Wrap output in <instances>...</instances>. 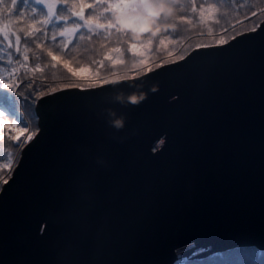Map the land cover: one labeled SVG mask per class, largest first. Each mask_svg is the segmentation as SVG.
I'll return each mask as SVG.
<instances>
[{
  "label": "water",
  "instance_id": "obj_1",
  "mask_svg": "<svg viewBox=\"0 0 264 264\" xmlns=\"http://www.w3.org/2000/svg\"><path fill=\"white\" fill-rule=\"evenodd\" d=\"M234 37L40 95L41 127L0 188V264H175L264 248V20Z\"/></svg>",
  "mask_w": 264,
  "mask_h": 264
},
{
  "label": "trees",
  "instance_id": "obj_2",
  "mask_svg": "<svg viewBox=\"0 0 264 264\" xmlns=\"http://www.w3.org/2000/svg\"><path fill=\"white\" fill-rule=\"evenodd\" d=\"M64 2L65 0H58L54 11L58 15L64 16L66 21L60 20L57 22L55 17H53L52 24L47 26L49 29V40H45L41 36L40 47H37L36 43L32 40L26 42L24 33L20 32L21 45L20 52L17 53L14 43L15 37L11 38L13 47L10 49L7 42L3 39V34L0 33V77L7 76L8 71L12 68H19V65L15 63L16 57L19 56L20 60L23 61L24 54L29 56L27 62L29 69L33 68L36 64H40L43 68V71L39 73L28 72L25 75L24 70L16 73V76L21 78V82L19 83V87L14 90V92L19 93L15 95L14 103L7 101L4 95H0V103L9 104V110L17 117L16 124L19 127L27 123L26 115L30 120L31 129L39 130L41 127L39 124V114L35 107L37 98L51 91L53 88L56 89L62 85L75 82L71 81L73 75L62 63L52 68L50 63L51 58L46 55L49 48L53 50L54 54L56 51L55 47L49 42L53 25L59 23L61 26L72 27L74 23H83V21H79L72 14L76 10L80 0H66L70 9L67 11L61 10ZM115 2L116 0H84L85 4L94 6V9L87 7L84 9L85 18L91 17L97 19L100 23L107 24L115 19V15H118V13L113 15L107 10V5ZM210 4L215 7L214 14L202 23L199 16L200 6ZM10 5L11 0H5V4L0 5V8L10 7ZM193 5L196 6L195 12H193ZM31 6H35L46 12L42 5H33L32 0H29V7L26 10L24 22L18 24L15 19V12L22 7L18 0L17 8L13 9L12 12L0 11V25L11 22L10 30H13L14 26V30L19 32L21 28L27 29L34 19H43V16L39 12L33 17ZM170 6L173 7L171 4ZM93 10L95 11V17H92ZM173 10L174 14L171 17L163 18L160 22L162 27L155 33L153 31L144 32L137 29L135 35L132 32L124 35L117 33L115 29H110L108 34L94 35L88 33L87 29L82 28L77 32L76 36L66 37L72 43L69 44L68 50L62 52L61 55L65 60H70V67L74 68L77 73L79 69L88 68L93 74L102 76L135 66V63L141 56L134 55L129 51V46L132 44L137 45L138 48L142 45H147L149 59L173 51H176V54L185 53L186 55L190 52L189 48L193 45L192 43L203 37L196 33L220 30L246 17L238 25L236 24L231 29L228 28L229 33H235L240 29H254L264 20V0H175ZM182 17L185 18L183 21ZM189 20L191 21L190 23ZM81 34L91 36V39L81 40L79 39ZM105 36H107L106 39ZM59 39L61 38L58 37ZM161 39L165 41L163 45L160 44ZM149 40H151L150 44H148ZM184 40L186 41L183 42ZM26 44L30 49L27 53H25ZM117 47L121 49L119 53L110 52L111 49ZM72 49L75 50L72 51ZM69 51L71 52V57L66 54ZM105 53H109L113 58H119L123 62L113 64L112 60L104 59ZM101 61H103V66L100 64ZM8 82L15 83V77ZM29 84L31 87H29ZM6 92L7 90L0 88V94ZM19 113H23V116L20 117ZM17 133V129L12 127V120L10 118L0 119V165L6 164L9 156H11L13 161L12 166L16 162V151L18 148L14 147L17 143L14 138ZM10 174L0 169V186L4 178L7 179ZM262 262H264V248H260L256 244H240L212 251L203 258H191L184 262H177L176 264H262Z\"/></svg>",
  "mask_w": 264,
  "mask_h": 264
},
{
  "label": "snow or ice",
  "instance_id": "obj_3",
  "mask_svg": "<svg viewBox=\"0 0 264 264\" xmlns=\"http://www.w3.org/2000/svg\"><path fill=\"white\" fill-rule=\"evenodd\" d=\"M152 2L155 4L157 3V0H152ZM169 4H171L173 7H175V0H167ZM58 3V0H32L33 5H42L43 9L46 10V12L42 11L41 9L31 6V13L33 14V17L39 12L43 19H34L33 23L28 25L27 29L21 28L20 31H15L14 26L13 30H10V23H4L3 25H0V33L3 34V39L7 42L8 47L11 49L13 47V41L12 37H15V49L16 52H20V45H21V34L20 32L24 33V39L25 41L32 40L36 43L37 47L41 46V36L45 40H49V29L47 28L48 25L52 24L53 17H55L56 21L59 22L60 20H65L66 18L62 15H58L54 10L56 8V5ZM5 0H0V5H4ZM19 4L22 6L20 7V10L15 12V19L18 24L24 22L26 10L29 7V0H19ZM149 0H116L115 3L108 4L107 10L111 12V14L115 15L118 13V15H115V19L105 23L98 22L97 19L93 18H85L84 15V9L87 7L89 9H94V6L91 4H85L84 0H80L77 8L75 11H73V15L78 18L79 21H83V23H74L72 27L67 26H61L59 23L52 26L51 29V36H50V44L55 47V54L51 48L47 51L46 55L47 57H50V63L51 67L55 68L57 64L62 63L63 66L73 75L76 76L77 72L74 68L70 67V60H65L64 57L61 55L62 52H65V50H68L69 44L72 43L71 40L66 39V37L69 36H76L77 32L80 31V29L84 28L87 29V32L94 35H101V34H108L110 29H115L117 33H122L124 35H128L132 32L133 26L135 25H141L139 28L141 31L149 32L151 31L148 28H144L142 26V12L143 10L148 6ZM18 6V0H11L10 7L6 8H0V11H9L12 12L13 9H16ZM172 7V8H173ZM62 11L70 10L69 6L65 0L64 4L62 5ZM196 6L193 5V12H195ZM213 15V10L211 8H205L203 5L200 6V21L203 23L208 17ZM255 15V13H253ZM92 17H95V11L93 10ZM167 16L156 18L159 20V22L162 21L163 18H166ZM182 21L185 18H181ZM191 21L189 20V23ZM127 26H122V25ZM223 35L215 41L216 47H222L224 44L230 43V39H235V37H228V28H223ZM39 34V35H38ZM58 37L61 39L58 40ZM107 36H105V39ZM79 39H91V36H86L81 34L79 36ZM151 43V40L148 41V44ZM165 41L163 39L160 40V44L163 45ZM210 45L201 43L197 45V48H207ZM75 49H72L74 51ZM147 45H142L138 48L137 45L132 44L129 46V51H131L134 55H140L144 56L147 53ZM30 51V49L27 47V44L25 46V53ZM121 51L120 48H114L111 49L110 52L119 53ZM67 55L71 57V52H67ZM105 60H112L113 64L116 63H122L119 58H113L112 55L109 53L104 54ZM179 59L183 60L184 56L181 55ZM29 60V56L27 54L23 55V61L20 60L19 56L16 57L15 63L19 65V68H12L10 71H8V75L4 77H0V88H3L7 90L6 93H2L0 95H4L6 97V100L9 102L14 103L15 102V95H18V92H14L15 89L19 87V83L21 82V78L19 76H16V73L20 70H24L25 75L28 74V72L32 73H39L43 71V68L40 64H36L33 68L29 69L27 62ZM146 60H141V63H146ZM101 66H103V61L100 62ZM159 67V65H157ZM86 67V66H85ZM83 70V69H82ZM7 71V70H6ZM15 77V83H9L8 81L13 80ZM104 84H107L108 81H104ZM71 87H77V85L73 84L70 85ZM29 87L31 85L29 84ZM57 89L53 88L52 92H55ZM133 103L136 101L133 100ZM19 116L22 117L23 113H19ZM3 118H10L12 120V127L16 128L17 131L20 134H23L24 132L29 131V125L25 123L22 127L17 126L16 119L17 117L13 115V113L9 110V104L8 103H0V119ZM120 121H117L119 123ZM35 133H30L25 137L24 140H20L19 136H16L14 139L17 141V143L14 145V147L19 148L21 144H26L30 142ZM12 158L11 156L8 157L6 164L0 165V169H3L5 172L11 171L12 166ZM4 183H7V179H4ZM264 264V262H262Z\"/></svg>",
  "mask_w": 264,
  "mask_h": 264
},
{
  "label": "rangeland",
  "instance_id": "obj_4",
  "mask_svg": "<svg viewBox=\"0 0 264 264\" xmlns=\"http://www.w3.org/2000/svg\"><path fill=\"white\" fill-rule=\"evenodd\" d=\"M204 7L205 8H211L213 10V14H214V11H215L214 5L210 4V5H205ZM258 11H260V10H258ZM212 16H210L208 18H211ZM245 18L246 17L241 18V19L237 20L235 23H233L232 25H230L229 27H225V28L231 29L236 24L238 25V23H240ZM253 27H255V26H253ZM222 29L196 33V34H198L200 36H203V37L200 40H198V41H194L192 43L193 45L189 48V51H191L193 48L197 47V45H199L201 43H204V44H215V41L218 40L224 34ZM248 30L249 29H240V30H237L235 33L234 32L233 33H229V31H228L227 35H228L229 38H231V37H233V36H235V35H237V34H239L241 32L248 31ZM185 41L186 40H184L183 42H185ZM181 55H185V53L176 54V51H173V52H168V53L163 54L161 56L149 59L148 58V54L146 53L144 56H141L138 59V61L135 63V66L127 68V69L117 70V71H114V72H111L109 74L102 75V76L93 74V72L90 71L88 68H83V70L79 69L77 75L73 76L71 78L72 79L71 81H75V82H72L70 84L62 85V86H60L58 88L71 87L70 85H73V84L77 85V87H88V86L102 84L104 81H111V80H116V79H121V78H126V77L137 76V75H140V74H142V73H144L146 71H149L150 69H153V68L157 67V65H161V64H164L166 62H170V61L179 59V57ZM141 60H146L147 62L142 64ZM25 117H26V120H27V124L29 125V131L28 132H24L23 134H20L18 132L17 135L20 134L19 135L20 140H22V138L25 135L27 136L30 133H35V135H36V132H37V130L31 129L30 120H29V118H27L26 115H25ZM13 168H14V165L11 167V171L9 173L12 172ZM4 179H6V178H4ZM3 181L1 183V186L4 183ZM1 186H0V188H1Z\"/></svg>",
  "mask_w": 264,
  "mask_h": 264
},
{
  "label": "clouds",
  "instance_id": "obj_5",
  "mask_svg": "<svg viewBox=\"0 0 264 264\" xmlns=\"http://www.w3.org/2000/svg\"><path fill=\"white\" fill-rule=\"evenodd\" d=\"M174 14L173 8L170 6V4L167 2V0H157V3H153L152 0H149L148 6L143 10L142 12V26L144 28H148L153 33L156 31H159L162 27L159 20L156 18L157 16L163 17H171ZM122 26H127L122 25ZM141 25H135L133 26L132 33L135 35L136 30L139 29ZM115 126L117 128L122 127V123H115Z\"/></svg>",
  "mask_w": 264,
  "mask_h": 264
},
{
  "label": "built area",
  "instance_id": "obj_6",
  "mask_svg": "<svg viewBox=\"0 0 264 264\" xmlns=\"http://www.w3.org/2000/svg\"><path fill=\"white\" fill-rule=\"evenodd\" d=\"M19 135H20V134H18L17 136H19ZM25 137H26V135L22 138V140H24ZM26 144H27V143H26ZM26 144H21L20 147L17 149V151H16L17 159H16V162L14 163V166L17 164L18 159H19V157H20V155H21V152H22V148H23Z\"/></svg>",
  "mask_w": 264,
  "mask_h": 264
}]
</instances>
